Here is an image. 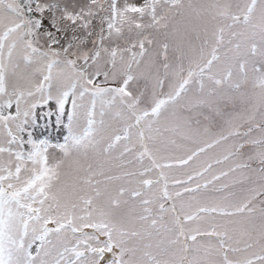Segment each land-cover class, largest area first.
<instances>
[{"label": "snow or ice", "instance_id": "1", "mask_svg": "<svg viewBox=\"0 0 264 264\" xmlns=\"http://www.w3.org/2000/svg\"><path fill=\"white\" fill-rule=\"evenodd\" d=\"M0 264H264V0H0Z\"/></svg>", "mask_w": 264, "mask_h": 264}]
</instances>
